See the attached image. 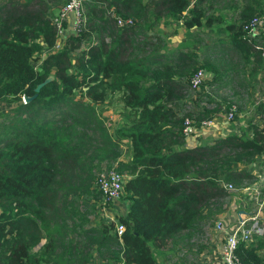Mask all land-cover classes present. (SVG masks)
<instances>
[{"label":"trees","instance_id":"16d2710c","mask_svg":"<svg viewBox=\"0 0 264 264\" xmlns=\"http://www.w3.org/2000/svg\"><path fill=\"white\" fill-rule=\"evenodd\" d=\"M59 2L0 0V103H16L13 118L0 124V264H164L157 255L202 236L220 213L221 182L241 181L235 163L264 151V125H251L250 139L229 135L187 146L185 118L199 127L221 105L225 112L233 105L223 99L200 107L196 96L197 108L182 104L177 113L172 106L191 90L197 52L212 75L207 86L228 88L227 79H239L231 92L238 98L245 77L229 74L247 71L250 84L264 72V35L241 29L253 16L264 19V0H81L83 27L55 49L46 11ZM109 10L132 24L117 26ZM162 17L185 30L177 48H166ZM84 27L94 42L71 57ZM110 109L119 115L112 128L104 115ZM122 143L128 161L117 162ZM102 162L126 174L125 212L106 225L83 226L91 204L82 197L96 196L90 184L97 188ZM262 246L252 231L236 255L242 264H260Z\"/></svg>","mask_w":264,"mask_h":264},{"label":"crops","instance_id":"0c3cea01","mask_svg":"<svg viewBox=\"0 0 264 264\" xmlns=\"http://www.w3.org/2000/svg\"><path fill=\"white\" fill-rule=\"evenodd\" d=\"M158 29L160 30V33L162 36H164L167 40V49H174L177 48L184 39V28L181 25L179 21H173L167 17H162L158 23ZM196 46V45H195ZM192 47L194 50H196L197 47ZM258 49L257 47H255ZM197 52V50H196ZM235 55L230 56L231 58H238L237 57V51H232ZM199 54V57L202 55L201 53L197 52ZM211 58V56H210ZM197 60V61H198ZM205 72V79L202 82L203 84L205 83V91L202 92L201 94L197 95L200 97L199 100V106H205L207 108H211L215 106V102H222L223 100L220 98L221 95L216 96L217 92L224 90L223 88H216L215 86H207L206 82L209 80L212 75L208 73L207 71ZM248 72H243V73H236V72H231L229 75L230 77L234 76H244L245 79L243 82L246 83L248 82ZM252 82L248 85L245 86V89H240L241 92H244V98H237L238 102L236 101V108L234 115L240 119L239 121L234 122L233 120H228L226 118V113H225V108L221 105L220 110L213 115L211 118V124L208 127H202L199 126L197 127V131L193 136H190L187 138L186 144L187 146H197L201 143H207V144H212L214 140H219L223 139L226 136L233 135V136H239L243 137L245 139H250L252 129L250 125L246 126H241V124L245 121H249L251 124L254 125V127L259 128L255 124L258 120H264V94H261L260 90L262 91L264 89V72L260 69L256 73H254L252 76ZM239 79H230V81L227 79L226 82L228 85H231V87L228 89L229 94H231L232 91H235L236 87L234 84L238 82ZM201 83V84H202ZM200 86V85H199ZM196 92V91H195ZM240 92V93H241ZM250 94V99L249 96L247 95ZM206 94H209L213 100L212 103L210 104H205V101H202L204 99V96ZM224 99V98H223ZM243 99V100H241ZM228 100V99H224ZM181 104H183V107H189V108H197L195 106V98L193 99H185V97H182L181 99ZM111 111V109H110ZM178 113V112H177ZM239 160L235 164L244 161ZM241 173V180H249L251 178V175L247 174L249 172H242ZM127 178V177H126ZM261 202V201H259ZM263 203V202H262ZM263 205V204H262ZM259 206V207H262ZM121 211L120 213L125 212V202L123 204H120ZM228 208L230 209L229 211L221 212L218 214H215V216L210 220L206 225H203V229L205 226H207L211 222V228H210V238L208 239V243L202 244L200 242V239L198 241L193 242V240L197 239L198 237L190 238L189 240H185L184 242H177V244H174L172 246L168 245V247H174L170 251L165 252L162 256L157 255V260L160 263H167L168 260H172L171 262L174 264H188L190 260L192 259V254H191V247L193 243H200L199 250L200 251L203 247V252L200 254L199 261L201 264H216L217 261V255H216V249H215V240L217 237L220 236L221 233H217L214 230V223L219 219L223 221V224L226 226H232L235 224L236 220L240 218H246V225L251 224L252 222L256 221L257 224L260 226H263L261 221H259L258 217L261 215L259 213V209L257 211V219H253V213L251 212V205L248 204V206L242 207L240 211L233 210V205L229 204ZM239 213V214H238ZM260 237H264V232L259 234ZM264 240V239H263ZM215 242V243H214ZM165 247V248H168ZM261 249V248H260ZM260 249H258V252H260ZM262 249L264 250V246H262Z\"/></svg>","mask_w":264,"mask_h":264},{"label":"rangeland","instance_id":"374dc122","mask_svg":"<svg viewBox=\"0 0 264 264\" xmlns=\"http://www.w3.org/2000/svg\"><path fill=\"white\" fill-rule=\"evenodd\" d=\"M66 1L67 0H61V2L54 4V5H51L46 11V17L49 19L51 18L50 20H52L54 18V16L56 15L59 7L63 3H65ZM261 19H262V17H261ZM80 25L82 28L83 23ZM80 25H78V26L74 25L73 27L72 26L67 27L68 26V20H64L62 22V28L65 29L66 36L72 35V34L76 35L78 33V28ZM82 32L86 35V38H80L77 41L78 45L72 51L71 57H73L77 52H79L81 48H85L87 45L94 42V33L93 32L88 31L86 29V27H84L79 33L81 34ZM257 36H260V33ZM223 44H226V41ZM67 46H69V43H67ZM254 47H260V46H259V44H255ZM197 62L199 64L197 69H203L204 61H203L202 55L199 57V60ZM32 66L34 68H36L38 66V62L33 61ZM251 82H252V80H250V83ZM248 85H249V83L247 82L246 86H248ZM204 86H205V83L200 84V86L197 89H191L192 91L190 90L188 93H186V94L184 93L183 97H185L186 100L195 98L197 95H199L205 91ZM219 88H223L224 90L217 92L216 96L221 95L220 98L222 100H223V98L228 99V100H226L228 103H232V105L236 106V101L238 102V100H237L238 97L229 94L228 89L230 87H228V88L219 87ZM260 92H261V94H264V89L262 91L260 90ZM240 94L241 95H239V96H242L241 98H244V95H243L244 92H242ZM247 95L249 96V99H250L251 98L250 94L247 93ZM241 100H243V99H241ZM202 101H205V104H207V101H209V100L207 99L206 96H204V99ZM221 103L222 102H220V104ZM15 104L11 105V104H7L4 102L0 103V124H6V123H8L10 118H13L12 108L15 106ZM181 105L182 104H179V105L173 104L172 106H175L176 111L179 113V108L181 107ZM109 106L110 107L115 106V108H119L118 107L119 105H116V104L109 105ZM234 113H235V111L233 112L232 120L234 122L239 121V123H240V119L236 116V114L234 115ZM104 115L109 118L108 121H110L111 118H113L110 121L111 128L113 127V125L119 124L118 123L119 122L118 121L119 115H118V117L115 116V113H113L112 110L111 111L108 110L107 112H104ZM208 120L211 121V119H208ZM255 124L257 126H259V128H260L264 125V120L263 119L258 120L257 122H255ZM246 125L254 126L249 121H245L241 124L242 127L246 126ZM196 131H197V127H195V129H194L193 135L196 133ZM241 138H243V137H241ZM215 142H216V140H214L212 142V144H215ZM120 152H121V154L118 157L117 162L118 161H125V162L128 161V156L125 153L126 148H125L124 143H122V145H121V151ZM110 167H116V163L108 166L105 162H102V164H100V166H98L96 172H99L103 169L109 170L108 168H110ZM233 169L235 171H238V172H240V171L249 172L247 174L251 175V178L249 180L239 181V185H235L232 183L231 186L233 187V189L231 191H227L224 188L226 196L222 200L218 201V203L220 202V211H215V212L221 213V212L229 211L230 210L228 208L229 204H232L233 210H236V211H240L242 209V207L248 206V204H250L251 208H252L251 212L253 213L252 218L254 220L257 219V217H258L257 211L259 209V213H261V215L258 217V219H259V221L262 222V224H264V151L255 154L252 158H250L248 160L245 159L244 161H241V162L235 164ZM120 174L122 175L123 180H125L126 174L125 173H120ZM221 183L223 184V182H221ZM95 190L97 191V188H96V186H94V181H92V183L90 184V192H91V195L94 194L96 196L89 198L88 196L83 195V197H82L83 201H87L88 203L91 204V209L89 210V212L86 215V222L83 224V226H93V225L97 226L100 224L106 225L109 222L115 221L116 217L119 215V213L121 211L120 204H123V202H122L123 200H121L122 196L120 197V195H119L115 199L107 200V199L103 198V196L100 195L99 193L97 195V192ZM259 201H261V202H259ZM261 205H262V207H259ZM263 227H264V225H263ZM210 228H211V222L207 226H205V228L203 229V232H204L203 235L199 236L197 239L193 240V242L198 241L200 239V242H202V244L208 243V239L210 238V232H211ZM260 238L264 239V237H260ZM42 242H43V240H41L40 243H42ZM199 247H200L199 242L192 244V247H191L192 259L190 260V262L188 264H201L199 261V258H200V254L204 250L202 247V249L200 251H198ZM258 253L260 254L259 255L260 264H264V250L261 248L260 252H258ZM171 261L172 260H168V262L164 263V264H174Z\"/></svg>","mask_w":264,"mask_h":264},{"label":"built area","instance_id":"2783aa9c","mask_svg":"<svg viewBox=\"0 0 264 264\" xmlns=\"http://www.w3.org/2000/svg\"><path fill=\"white\" fill-rule=\"evenodd\" d=\"M81 0H67L61 5L51 20L56 30V38L54 48L57 49L63 44L65 38V29L62 28V22L68 20V26H78L84 21L83 8L80 3ZM109 15L114 18L117 26L130 25L132 20L129 18L115 17L109 10ZM241 29L248 34V36H257L259 33L264 35V19L253 16L246 22L241 24ZM205 72L203 69H197L188 79V85L191 89H197L205 79ZM234 105L226 112V118L232 119L234 112ZM211 124L209 120L200 122V126L208 127ZM195 125L192 119L185 118L182 123V134L185 137L193 135ZM103 169L97 173L96 185L103 198L110 200L117 198L122 191L123 177L117 172L114 167ZM222 187L227 191H231L233 187L230 184H222ZM115 233L119 236L122 232V225L115 223ZM214 230L221 233L215 240V249L217 255L216 264H242L236 255V246L239 241H246L249 239L250 233L253 231L257 234L264 232V227L257 224L256 221L246 225V218H238L234 225L226 226L222 220H217L214 223Z\"/></svg>","mask_w":264,"mask_h":264},{"label":"water","instance_id":"95a60500","mask_svg":"<svg viewBox=\"0 0 264 264\" xmlns=\"http://www.w3.org/2000/svg\"><path fill=\"white\" fill-rule=\"evenodd\" d=\"M47 81H48V79H46V80H44L43 82L37 84L36 87L34 88V91L36 92V91H37V90L43 85V83H45V82H47ZM33 97H34V95L31 96V97H28V96H22V103H26V102H28V101L31 100Z\"/></svg>","mask_w":264,"mask_h":264},{"label":"clouds","instance_id":"9594fccd","mask_svg":"<svg viewBox=\"0 0 264 264\" xmlns=\"http://www.w3.org/2000/svg\"><path fill=\"white\" fill-rule=\"evenodd\" d=\"M22 100V99H21Z\"/></svg>","mask_w":264,"mask_h":264}]
</instances>
